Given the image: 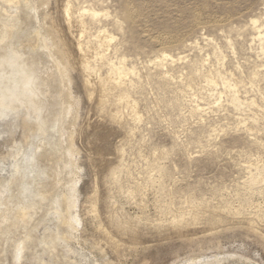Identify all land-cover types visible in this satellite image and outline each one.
<instances>
[{
  "label": "rangeland",
  "instance_id": "obj_1",
  "mask_svg": "<svg viewBox=\"0 0 264 264\" xmlns=\"http://www.w3.org/2000/svg\"><path fill=\"white\" fill-rule=\"evenodd\" d=\"M54 1L0 0L39 102L0 110V264H264V0ZM78 84L136 113L95 174Z\"/></svg>",
  "mask_w": 264,
  "mask_h": 264
},
{
  "label": "bare ground",
  "instance_id": "obj_2",
  "mask_svg": "<svg viewBox=\"0 0 264 264\" xmlns=\"http://www.w3.org/2000/svg\"><path fill=\"white\" fill-rule=\"evenodd\" d=\"M17 1H19V0H6V3H8V5L10 3V5H11V4H16ZM55 1H54L55 2V7H58L59 6L58 3L61 2V0H59V1L55 0ZM66 4L67 3H65V5ZM8 5H7V7H10ZM11 7H12V5H11ZM61 7H62V4H61ZM6 9H8V8H6ZM12 9L14 10L15 6L12 7ZM56 10H57V8H56ZM19 11L20 10L18 9V12ZM52 11H54V10H52ZM67 12H69L68 9H67ZM5 13H7V12H5ZM5 13H3V14H5ZM8 13L11 14L10 12H8ZM51 13L53 14V12H51ZM12 14H14V13H12ZM14 15L13 16H9L8 15L7 18L3 20V22H2L3 30L0 33V43L3 42V41H6L8 39L9 34L15 28L16 21H17L18 17L14 16ZM64 15H66V14H64ZM4 16H3V18H4ZM10 21L11 22L15 21V22L11 23ZM68 44L69 43H67V45ZM73 53H75V52H73ZM78 53H79V51H78ZM16 54H17V52H16ZM71 54H72V52H71ZM79 58H80L79 54H74L71 57V61H72V64H73V66L75 68L76 73H78L77 71H78L79 67L77 68V64L79 62L78 61ZM30 61H32V60H30ZM22 65H24V61L22 60V57L20 55L6 54L5 52L0 54V67H4V68L8 67L10 69L9 71L4 72L3 75L0 74V110L1 109L14 108V105L17 102L22 107L25 106L26 104H29V105H32V106H36L39 103L38 99H37L38 97L37 96L35 97L33 95V92H32V88H33L32 86L34 85V82L30 81V79L29 80L26 79V77L30 76V74H31L32 69H31L30 66L32 64H30V66H28V68H25L26 71L24 69H20ZM71 90L74 91V92L75 91H80L82 93V98H81V101L77 102V104H76L77 107L79 108L78 118H77V121H76L75 131L70 135V138H69V150L73 154H75V156L77 157L76 160L80 161L81 164L86 169H88L90 172L95 174V173L101 172L102 169H103V163L105 164V161L107 159L111 158V154H112L111 152H112V146H113V145H111V141H110L111 134H112L111 127H114V128L117 127L121 131V129H124V128H122L120 120H122V119L124 120L125 117H127V118L130 117L132 119H135L136 118V113L126 103H123V104L119 103L117 105L114 104V105H110V106H107V107L99 108L98 107V103L96 101L97 99H95L94 95L92 94V90H91L90 86H88L86 84L75 85V86H73L71 88ZM93 92H94V90H93ZM95 92H97V91H95ZM96 96H97V93H96ZM97 98H99V97L97 96ZM93 116L98 117L99 120L101 121V123L93 121ZM96 123H98L99 126H97ZM83 124H86V125L83 126ZM101 125H103L104 127H102ZM31 126H33V125H31ZM100 128H102L103 130L101 129L102 131L98 133V142H96V144H94V145L85 144L84 143L85 142L84 139H85L86 135L88 133L94 132V131H96V130H98ZM114 128L112 129V131L114 130ZM35 129H36V127H35ZM33 130H34V128L28 126V124H26V123L22 124L21 132L23 133V135L21 133V134H18L16 137H12V139L14 138L13 142L18 140V139H22L25 135L27 136ZM77 139H78V141H77ZM0 153H3V151L1 149H0ZM115 156H117V154ZM7 158H6V155H5V156H2L1 160H5ZM113 159H114V157H113ZM8 160H9V158H8ZM10 162H11V160H10ZM92 162H95L96 166L92 165ZM1 193L2 192L0 191V195H1ZM67 202H68V209H69L70 205H72L73 203L70 200H68ZM23 214H25V213H23ZM23 214H22V216H23ZM4 215L6 216V214H4ZM22 216L19 217V218H21L20 220L24 219ZM1 217L2 216L0 215V220H1ZM4 221H3V223H4ZM0 224H1V222H0ZM72 224H73V222H70V221L68 222V225L71 226ZM70 226H69V228H70ZM26 239H27V237H26ZM131 239H132V241H138L137 240L138 239L137 236H133ZM259 242L264 246V242L263 241L259 240Z\"/></svg>",
  "mask_w": 264,
  "mask_h": 264
}]
</instances>
